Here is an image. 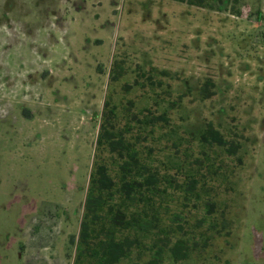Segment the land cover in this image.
I'll return each mask as SVG.
<instances>
[{
	"label": "rangeland",
	"instance_id": "obj_1",
	"mask_svg": "<svg viewBox=\"0 0 264 264\" xmlns=\"http://www.w3.org/2000/svg\"><path fill=\"white\" fill-rule=\"evenodd\" d=\"M145 116L156 124L146 127ZM106 121L115 137L136 134L180 193L189 171L175 165L220 168L195 187L224 229L177 264H264V0L227 11L170 0H0V181L9 177L0 264H72L94 161L114 169L117 159L96 145ZM207 124L239 152L227 158L200 144ZM169 192L174 209L182 198ZM202 202L191 198L187 209ZM37 241L48 249L35 250Z\"/></svg>",
	"mask_w": 264,
	"mask_h": 264
},
{
	"label": "trees",
	"instance_id": "obj_2",
	"mask_svg": "<svg viewBox=\"0 0 264 264\" xmlns=\"http://www.w3.org/2000/svg\"><path fill=\"white\" fill-rule=\"evenodd\" d=\"M188 6L227 11L235 9L242 0H170ZM238 14V11L235 12ZM102 116V115H101ZM149 119V120H146ZM134 122L133 120L130 121ZM146 127L156 124L145 116ZM110 122L100 125L103 130L96 140L109 155H117L110 169L97 158L89 175L83 202L72 264H177L189 260L199 247L205 248L206 233H220L215 221L214 203L202 198L196 183L206 176H217L220 168L213 161L200 164L175 165L177 170H188L187 182L181 193L173 177L161 174L158 164L140 146L136 134L126 139L128 132L112 135ZM202 145L223 147L221 134L207 124L198 135ZM187 158V157H186ZM201 162V161H198ZM110 166V165H109ZM196 169L197 180L193 179ZM205 169L206 175H199ZM191 178V179H190ZM202 187V185H201ZM204 187V186H203ZM178 192L182 204L176 208L168 205ZM177 197L176 201L179 200ZM191 198L203 200L201 210L191 213L187 203ZM200 211V212H198ZM195 224L190 225L191 218ZM206 226V227H203ZM209 240V238L207 239Z\"/></svg>",
	"mask_w": 264,
	"mask_h": 264
},
{
	"label": "crops",
	"instance_id": "obj_3",
	"mask_svg": "<svg viewBox=\"0 0 264 264\" xmlns=\"http://www.w3.org/2000/svg\"><path fill=\"white\" fill-rule=\"evenodd\" d=\"M9 179V177H4L3 178V180L5 181V183H4V181L2 180V181H0V183H2L3 182V184L1 185L0 184V193H7L6 192V190H7V187L9 186L8 185V183L9 182H7V180ZM19 181V180H18ZM11 184L12 185H10V189H9V194H11L12 192H13V189L15 188V187H17V184H16V182H11ZM15 193H16V190L13 192V195H15ZM46 205V204H45ZM31 224V223H30ZM33 224V223H32ZM35 237H36V235H35ZM35 239H37V238H35ZM34 238H33V240H35ZM27 242H28V244H31V243H33V241L32 240H29V239H27ZM37 243H41L42 244V246H40V247H38V248H35V250L36 249H38L39 251H41V250H43V251H46L47 249H48V246H47V244L45 243V242H39V241H37ZM33 244H35V241H34V243Z\"/></svg>",
	"mask_w": 264,
	"mask_h": 264
},
{
	"label": "flooded vegetation",
	"instance_id": "obj_4",
	"mask_svg": "<svg viewBox=\"0 0 264 264\" xmlns=\"http://www.w3.org/2000/svg\"><path fill=\"white\" fill-rule=\"evenodd\" d=\"M224 140V139H223ZM225 142V145H224V149H225V153H226V157L227 158H229V157H232L233 155H235V153L236 152H239V146L238 145H235V146H233L231 149H229L228 147H227V142L226 141H224ZM237 150V151H236ZM235 160H237L238 161V158H235ZM235 162V161H234ZM227 189H228V187H227ZM8 205H10V204H8ZM5 256H7V255H5ZM4 256V257H5Z\"/></svg>",
	"mask_w": 264,
	"mask_h": 264
}]
</instances>
